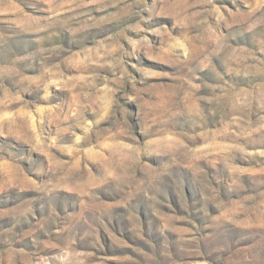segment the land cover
<instances>
[{
    "label": "rangeland",
    "instance_id": "1",
    "mask_svg": "<svg viewBox=\"0 0 264 264\" xmlns=\"http://www.w3.org/2000/svg\"><path fill=\"white\" fill-rule=\"evenodd\" d=\"M0 264H264V0H0Z\"/></svg>",
    "mask_w": 264,
    "mask_h": 264
}]
</instances>
